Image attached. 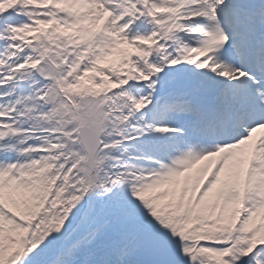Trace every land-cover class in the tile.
Returning a JSON list of instances; mask_svg holds the SVG:
<instances>
[{"label": "snow or ice", "instance_id": "obj_1", "mask_svg": "<svg viewBox=\"0 0 264 264\" xmlns=\"http://www.w3.org/2000/svg\"><path fill=\"white\" fill-rule=\"evenodd\" d=\"M0 264H264V0H0Z\"/></svg>", "mask_w": 264, "mask_h": 264}]
</instances>
